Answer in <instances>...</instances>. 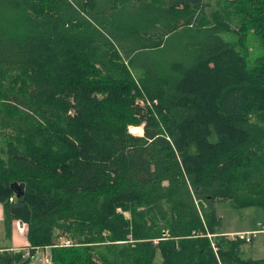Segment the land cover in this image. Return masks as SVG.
<instances>
[{
	"label": "trees",
	"instance_id": "trees-1",
	"mask_svg": "<svg viewBox=\"0 0 264 264\" xmlns=\"http://www.w3.org/2000/svg\"><path fill=\"white\" fill-rule=\"evenodd\" d=\"M215 2L0 0V203L30 254L264 264L216 208H264V0Z\"/></svg>",
	"mask_w": 264,
	"mask_h": 264
},
{
	"label": "rangeland",
	"instance_id": "rangeland-1",
	"mask_svg": "<svg viewBox=\"0 0 264 264\" xmlns=\"http://www.w3.org/2000/svg\"><path fill=\"white\" fill-rule=\"evenodd\" d=\"M211 9L213 8L214 4L216 3L215 0H212ZM224 36H229L233 38V35L231 33H227ZM131 131L133 133H141L144 134V130L142 126H131ZM4 136L0 132V148L3 147L4 143ZM3 192H6L7 194H12L16 198V202L12 203V205L18 206L20 203V199L17 197V193L12 189L11 185H5V187L2 190ZM33 196L36 198V200L41 199V195H38L36 192H32ZM32 197V196H31ZM2 205V203H1ZM5 205L2 207L1 210V217H6V211H5ZM217 210L220 212V215L223 216L222 224L223 228L225 229H235V228H245L248 226L256 227V228H262L264 227V208L263 207H251L248 206L247 208H237L232 207L228 202L220 201L216 204ZM5 220H2L0 218V245H7L8 242H13V244L18 245L19 242H14V238H12V234L18 235L19 233V227L17 223H13L12 225V231L11 234L8 232ZM260 221L259 225L257 222ZM18 227V228H17ZM26 227V226H25ZM19 230V231H18ZM27 236V235H26ZM12 238V239H11ZM25 238V237H24ZM248 253L246 255L252 254L253 257H263L264 256V231L258 233L257 238L254 239L253 242L244 243L242 245ZM44 248V247H39ZM49 248V247H48ZM27 250V248H26ZM46 258L43 254H38L37 256H34L33 259L30 261L29 264H46ZM156 262L161 263L162 257L160 254L156 256L155 258Z\"/></svg>",
	"mask_w": 264,
	"mask_h": 264
},
{
	"label": "crops",
	"instance_id": "crops-1",
	"mask_svg": "<svg viewBox=\"0 0 264 264\" xmlns=\"http://www.w3.org/2000/svg\"><path fill=\"white\" fill-rule=\"evenodd\" d=\"M3 206L4 205L3 204L1 205V203H0V214H1V210H2V207ZM0 218L2 220H5L3 217H1V215H0ZM259 223H261V222L258 221L257 224L259 225ZM251 228L252 229H255L256 227H252V225H251V226H248V227H245V228H238V227L235 228V229H225V228H223V230L226 233H228V232L234 233L235 231H245V230H248V229H251ZM259 229H260V232L264 231V227L259 228ZM19 230L18 231H19L20 234H18V235L12 234V236H11L12 238H14V242L15 241L16 242H19L18 245L13 244V242H8L7 245H0V246L6 247V248H10L11 250H21V249H24L25 250V253H26V256H27L28 253H30V245H29V241H28L27 236H26V233L27 232L25 231V229L24 230L23 229H19ZM26 248H27V250H26ZM242 250L244 251L243 255L245 257L253 256L252 254L246 255L248 253V251L244 247H242ZM35 253H37V255L38 254L45 255L46 253H49L50 254V246H47V247H44V248H38V247H36L35 248ZM263 257H253V258H263Z\"/></svg>",
	"mask_w": 264,
	"mask_h": 264
},
{
	"label": "built area",
	"instance_id": "built-area-1",
	"mask_svg": "<svg viewBox=\"0 0 264 264\" xmlns=\"http://www.w3.org/2000/svg\"><path fill=\"white\" fill-rule=\"evenodd\" d=\"M139 101L141 104H144V100H137ZM155 102H157V100H155ZM15 196H11L10 200L14 201ZM19 229H25V224L23 223V221H20V219L16 222ZM260 231L259 230H252V229H248L247 231H235L234 233H227L226 235L231 237V238H239L242 241H245L247 243L253 241L254 239L257 238V235ZM57 244L61 245L63 244L64 246H71L74 245V240L71 236H69L68 234H61L60 237L57 240ZM215 248L217 249L216 245L214 244ZM29 256H31L32 258L34 256H37V253L34 254H30L28 253ZM45 258H46V264H54L52 261V257L50 256L49 253L45 254Z\"/></svg>",
	"mask_w": 264,
	"mask_h": 264
},
{
	"label": "water",
	"instance_id": "water-1",
	"mask_svg": "<svg viewBox=\"0 0 264 264\" xmlns=\"http://www.w3.org/2000/svg\"><path fill=\"white\" fill-rule=\"evenodd\" d=\"M12 189L17 193V197L19 198L20 196H23L26 191H25V184L22 182H13L11 184Z\"/></svg>",
	"mask_w": 264,
	"mask_h": 264
},
{
	"label": "clouds",
	"instance_id": "clouds-1",
	"mask_svg": "<svg viewBox=\"0 0 264 264\" xmlns=\"http://www.w3.org/2000/svg\"><path fill=\"white\" fill-rule=\"evenodd\" d=\"M27 256H29V255H27Z\"/></svg>",
	"mask_w": 264,
	"mask_h": 264
}]
</instances>
